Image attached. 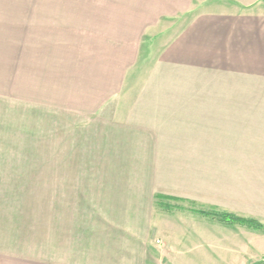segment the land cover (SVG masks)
I'll return each instance as SVG.
<instances>
[{
    "label": "crops",
    "instance_id": "0c3cea01",
    "mask_svg": "<svg viewBox=\"0 0 264 264\" xmlns=\"http://www.w3.org/2000/svg\"><path fill=\"white\" fill-rule=\"evenodd\" d=\"M12 11L34 29H9ZM81 17L97 28L59 29ZM2 51H19L23 90L18 120L0 124L3 262L18 195L44 177L48 264H181L218 241L205 223L231 229L193 212L204 203L179 163L264 162L263 0H0ZM42 123L48 157L27 153ZM33 161L51 163L36 185L20 180Z\"/></svg>",
    "mask_w": 264,
    "mask_h": 264
},
{
    "label": "rangeland",
    "instance_id": "374dc122",
    "mask_svg": "<svg viewBox=\"0 0 264 264\" xmlns=\"http://www.w3.org/2000/svg\"><path fill=\"white\" fill-rule=\"evenodd\" d=\"M12 13L18 14L17 11H12ZM35 21V18H21L18 14L10 20L12 24L9 29H34ZM86 22L87 24L82 17L75 18L67 23L61 22L59 29L97 28L93 19H87ZM103 29H106V27ZM148 40L142 43L141 57L154 56L152 42H148ZM12 55L11 51L0 52V124L10 117L15 120L17 116L16 120H18V115L16 114L20 111L18 108L23 90L20 91L21 89L16 87L20 82L18 80V69L20 67L18 66L20 65L18 59L20 57L19 51H15ZM11 62L12 64L9 67ZM13 65H16V71ZM28 97L30 98L31 94L30 92L26 93L24 88V98ZM40 114L42 115L41 112ZM24 120L28 124L31 121L29 118ZM49 125L48 123L40 125V129H42V135L39 134L40 142L33 143V145L29 144L28 154H43L44 157L50 155ZM16 149L18 150L19 147L17 146ZM50 165L51 163L46 161L29 162L26 173L21 172L22 174H27L28 177L22 176L19 179L36 185L37 180L39 182L42 180V178H35V175L39 174L36 170L43 169L46 176L49 173L47 170L51 168ZM179 165L187 172L188 179L191 182L192 178L194 182L196 181L193 186L197 188L202 198L204 203L202 208L204 210L217 209L240 217L251 218L260 222L264 227V162H204L179 163ZM49 179V177L43 178L45 185L43 187L39 186L40 188L38 189L40 190L37 192H35V186L33 185L34 187L29 186L27 195L26 193L18 195L19 201L24 202V205L15 212L16 216H12L13 222L11 221L10 225L12 231V257L4 262L0 258V264H48L46 262L50 259L45 261L43 258L46 255H50V247L47 249L44 245H41L42 243L38 244L35 234L36 228L39 227L40 234L43 232L41 238L45 242L48 232L47 228H50L51 225L52 190L49 185H46V181H49ZM166 201L173 204L183 203V201ZM25 206L26 217L22 214ZM187 206L188 209L192 207L190 203H187ZM201 206L198 204L197 206L195 205V208L200 209ZM41 215H43L42 219ZM19 222L22 224H19ZM216 227L214 224L205 223L204 228L210 234L218 236V241L204 243L206 251L203 252L200 246L193 248L190 246L186 250L187 252L184 253V257L178 259V262H181V264H264V229L261 232H253L241 227H231V229ZM25 231L26 233H24ZM158 244L162 246L160 241Z\"/></svg>",
    "mask_w": 264,
    "mask_h": 264
},
{
    "label": "trees",
    "instance_id": "16d2710c",
    "mask_svg": "<svg viewBox=\"0 0 264 264\" xmlns=\"http://www.w3.org/2000/svg\"><path fill=\"white\" fill-rule=\"evenodd\" d=\"M155 198L157 200V205L165 209L169 207L165 206V203H163V201H166V200L176 201L173 198L163 197L160 195H156ZM193 212L198 214L201 217L207 218L209 220L215 221L217 223H220V224H223L229 227H241L249 231H253V232H261L264 229L263 225L254 219L240 217L236 214L225 212V211H220L217 209L198 210V211H193Z\"/></svg>",
    "mask_w": 264,
    "mask_h": 264
},
{
    "label": "built area",
    "instance_id": "2783aa9c",
    "mask_svg": "<svg viewBox=\"0 0 264 264\" xmlns=\"http://www.w3.org/2000/svg\"><path fill=\"white\" fill-rule=\"evenodd\" d=\"M157 243H159V241H157Z\"/></svg>",
    "mask_w": 264,
    "mask_h": 264
}]
</instances>
